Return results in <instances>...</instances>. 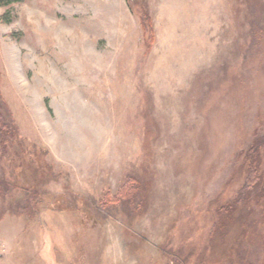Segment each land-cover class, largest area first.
Masks as SVG:
<instances>
[{"label": "rangeland", "instance_id": "obj_1", "mask_svg": "<svg viewBox=\"0 0 264 264\" xmlns=\"http://www.w3.org/2000/svg\"><path fill=\"white\" fill-rule=\"evenodd\" d=\"M263 24L264 0H0V264H264V199L221 208Z\"/></svg>", "mask_w": 264, "mask_h": 264}, {"label": "trees", "instance_id": "obj_2", "mask_svg": "<svg viewBox=\"0 0 264 264\" xmlns=\"http://www.w3.org/2000/svg\"><path fill=\"white\" fill-rule=\"evenodd\" d=\"M260 31L264 33V24L260 27ZM255 134L248 143L246 149L239 153L240 167L242 169L243 179L240 189L236 196V200L230 205L221 206L222 211H233L236 205H248L251 202L258 203L264 199V125ZM16 127L13 123L8 109H0V135H3L2 141H8L9 135L11 138L16 136ZM39 193H33L37 197ZM32 207V206H31ZM29 206V209L31 208Z\"/></svg>", "mask_w": 264, "mask_h": 264}]
</instances>
